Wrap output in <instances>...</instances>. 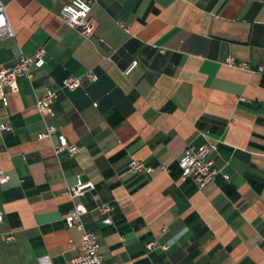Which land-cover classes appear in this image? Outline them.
<instances>
[{
	"label": "crops",
	"instance_id": "crops-1",
	"mask_svg": "<svg viewBox=\"0 0 264 264\" xmlns=\"http://www.w3.org/2000/svg\"><path fill=\"white\" fill-rule=\"evenodd\" d=\"M71 1L1 0L14 36L0 37V66L47 54L7 107L0 96V264H71L75 202L105 264H264V0H97L90 38L61 18ZM69 76L82 85L61 88ZM47 90L51 114L36 106ZM60 134L79 154L55 152ZM189 145L214 148L203 189L179 167ZM132 160L154 172H128ZM79 180L94 189L74 200Z\"/></svg>",
	"mask_w": 264,
	"mask_h": 264
},
{
	"label": "built area",
	"instance_id": "built-area-1",
	"mask_svg": "<svg viewBox=\"0 0 264 264\" xmlns=\"http://www.w3.org/2000/svg\"><path fill=\"white\" fill-rule=\"evenodd\" d=\"M97 0H72L64 5L61 10V18L71 28L77 29L85 38H90L94 35L97 29V22L91 17V11ZM14 33L11 29L7 18L6 8L0 0V37L2 39L12 38ZM46 50L43 47L37 48L32 56H21L10 67L0 66V96L5 107L8 106V93H17L19 90L18 81L22 78L31 80L33 77L32 68H43L46 64ZM228 63L238 65L246 68V63H236L233 58L227 60ZM136 65L133 63L132 67ZM264 81V63L258 69ZM86 78L95 81L98 79L93 72H87ZM83 77L69 76L62 82L61 88L66 90H76L83 82ZM58 95L56 91L47 90L38 100L37 109L43 114L52 113V105L57 101ZM8 127L0 124V130H6ZM57 127L50 125L39 134L40 139L51 138L57 133ZM57 154L67 153L69 156H76L81 151V147L77 144H71L67 141L63 134L58 136V143L54 147ZM210 146L203 145L195 147L193 145L187 146L182 158L179 160V167L182 171L183 178L194 177L199 189L205 188L207 185L213 183L219 171L214 167V163L210 158ZM128 172L133 173H148L154 172V168L145 165L142 162L132 160L127 166ZM161 170L167 171V167L162 166ZM10 178L3 170H0V186L8 184ZM94 189V184L91 182L83 183L78 181L77 185L69 190L72 199L77 200L84 198L86 193ZM113 206L110 203H105L99 207V212L103 215V223L112 224L111 213ZM88 213L86 206L81 203H74L65 218L68 228H74L82 232V240L80 251L71 264H105L100 251V242L97 234L86 230L83 222V216ZM3 222V214L0 212V223ZM5 240L13 239L12 235L4 236ZM153 244L148 247L151 248Z\"/></svg>",
	"mask_w": 264,
	"mask_h": 264
}]
</instances>
